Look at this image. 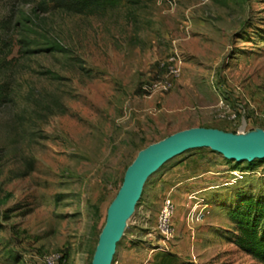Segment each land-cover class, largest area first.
<instances>
[{
    "label": "rangeland",
    "instance_id": "rangeland-1",
    "mask_svg": "<svg viewBox=\"0 0 264 264\" xmlns=\"http://www.w3.org/2000/svg\"><path fill=\"white\" fill-rule=\"evenodd\" d=\"M172 64L170 89L141 92ZM190 127L264 129V0H119L80 13L0 0V264L54 252L91 264L137 153ZM167 195L164 243L153 226ZM249 197L264 199V158L181 152L146 178L111 264H261L235 245L228 215Z\"/></svg>",
    "mask_w": 264,
    "mask_h": 264
},
{
    "label": "water",
    "instance_id": "water-1",
    "mask_svg": "<svg viewBox=\"0 0 264 264\" xmlns=\"http://www.w3.org/2000/svg\"><path fill=\"white\" fill-rule=\"evenodd\" d=\"M200 147H209L236 161L264 158V129L237 134L216 127H190L140 150L127 167L122 184L107 209L91 264H111L116 243L134 211L146 178L167 159Z\"/></svg>",
    "mask_w": 264,
    "mask_h": 264
},
{
    "label": "trees",
    "instance_id": "trees-1",
    "mask_svg": "<svg viewBox=\"0 0 264 264\" xmlns=\"http://www.w3.org/2000/svg\"><path fill=\"white\" fill-rule=\"evenodd\" d=\"M63 10L80 13L91 8L116 6L119 0H53ZM154 70L151 80L156 79ZM150 82V80H149ZM141 92L149 93L141 88ZM230 220L235 224L237 233L233 239L235 245L264 264V199L246 198L235 208L228 211ZM62 257H65L63 252Z\"/></svg>",
    "mask_w": 264,
    "mask_h": 264
},
{
    "label": "built area",
    "instance_id": "built-area-1",
    "mask_svg": "<svg viewBox=\"0 0 264 264\" xmlns=\"http://www.w3.org/2000/svg\"><path fill=\"white\" fill-rule=\"evenodd\" d=\"M174 60V57L170 58V61L172 62ZM179 68L176 67L175 64L169 65L168 70L166 71V74L164 78L158 79V76L156 79L149 82L148 85L143 86L144 89L147 91L151 90H162L167 91L170 89L172 85V80L178 75ZM175 212V204L171 198L170 195H167L158 211L155 217V222L153 226V231L155 234L161 237V240L165 243L171 239L174 238V223H173V215ZM204 216L203 213L200 214V218ZM163 244L157 243L154 244L153 247H161ZM63 257L61 253L54 252L45 254L42 256V262L43 264H62Z\"/></svg>",
    "mask_w": 264,
    "mask_h": 264
},
{
    "label": "crops",
    "instance_id": "crops-1",
    "mask_svg": "<svg viewBox=\"0 0 264 264\" xmlns=\"http://www.w3.org/2000/svg\"><path fill=\"white\" fill-rule=\"evenodd\" d=\"M174 203H175V202H174ZM122 261H123V260L121 259V262H119L118 264H122Z\"/></svg>",
    "mask_w": 264,
    "mask_h": 264
}]
</instances>
